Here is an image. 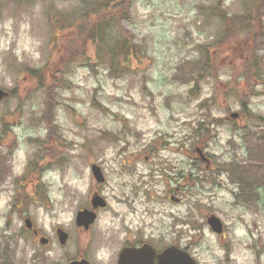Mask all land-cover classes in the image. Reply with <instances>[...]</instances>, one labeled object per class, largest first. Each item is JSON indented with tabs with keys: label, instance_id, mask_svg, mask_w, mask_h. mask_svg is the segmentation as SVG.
<instances>
[{
	"label": "rangeland",
	"instance_id": "1",
	"mask_svg": "<svg viewBox=\"0 0 264 264\" xmlns=\"http://www.w3.org/2000/svg\"><path fill=\"white\" fill-rule=\"evenodd\" d=\"M86 1L0 0V87L11 91L0 102V264H38L22 213L50 238L55 226L68 232L53 244L56 264L80 254L107 262L90 236L122 218L148 223L160 246L176 243L197 264H264V149L254 147L264 134L250 117H264V69L245 77L264 61V9L252 12L248 38L223 35L208 11L223 2L234 16L249 0H117L119 16L104 22L139 48L118 75L80 27ZM205 50L214 72L200 78ZM96 191L107 205L75 241L76 209Z\"/></svg>",
	"mask_w": 264,
	"mask_h": 264
},
{
	"label": "flooded vegetation",
	"instance_id": "2",
	"mask_svg": "<svg viewBox=\"0 0 264 264\" xmlns=\"http://www.w3.org/2000/svg\"><path fill=\"white\" fill-rule=\"evenodd\" d=\"M181 191V185H176L174 189L171 190L170 197L176 204L181 203V198L178 196ZM94 194L101 195L97 191L94 192ZM84 209H91L90 201L89 204L86 202L85 205L76 209L74 215L75 230L73 229L75 241L76 238H80L82 236V233H88L90 235L91 232H93V227L98 222V210L100 208L97 209V217L90 226L86 227L83 224L84 221H82V224H79L78 216L79 213ZM20 220L23 222L24 231L29 236V246L36 253L34 255V261H36L38 264H40L39 262L56 264V260L58 259L59 255L56 248L53 247V244H60L58 230L62 228L55 226L53 229L52 238H50L32 218L25 215L24 213L21 214ZM112 226L108 229L109 231L106 230L107 232L100 230L97 233L95 232V236H90V241H92L91 246L93 245L92 247H95L97 244L98 247L109 252L107 262H104L99 257H90L89 259L88 256L80 254L75 255L73 258L68 260L67 264H69L71 261L82 259L87 260L89 264H158V256L161 255V253L166 248H180V246L173 242L167 244V246L164 247L160 246L158 244L160 242L157 238V235L151 230L146 229L148 223H144L143 226L140 224L136 225L133 220L122 218V220H120L118 223L117 229L113 228ZM178 233H181V231H178ZM68 240L69 234L67 241ZM36 247L38 250L35 249Z\"/></svg>",
	"mask_w": 264,
	"mask_h": 264
},
{
	"label": "trees",
	"instance_id": "3",
	"mask_svg": "<svg viewBox=\"0 0 264 264\" xmlns=\"http://www.w3.org/2000/svg\"><path fill=\"white\" fill-rule=\"evenodd\" d=\"M117 0H88L83 4L84 13L81 16L83 26V32H89V36L98 39L95 44L97 45V51L100 53L104 51V54L109 56V60H105L110 64V69L116 72L118 75H124L125 72L131 67L130 65L135 61L138 62V54L139 51L138 45L134 43V39L130 37L128 33H120L113 34V28L111 25V21L106 25L105 14H109L112 17H118L119 13L116 11ZM249 6L244 12L241 14H237L234 16H227L223 11V2H219L217 6L210 8L208 11L211 15L210 18L217 20L220 23L221 33L223 35H231L235 36L237 34H246L248 38L252 37L253 29L250 27L251 22V14L254 10L264 9V0H249ZM110 8V10H109ZM108 16V18L110 17ZM89 17L92 20H89ZM92 24V27H88V25ZM89 28H93L90 30ZM216 43L213 44L215 46ZM202 59L200 60V64L197 65L198 62L194 63V67H196L200 71V78H205L206 74L213 75L214 68L212 62L209 58V51L205 50ZM117 56L120 58L125 57V61L128 65H122L121 61L117 59ZM252 61V58L249 60ZM264 69V61L263 59H255V62L250 67V73L246 74V79H259L261 77V72ZM36 75H40V72H35ZM194 80L197 77L193 78ZM250 115V114H249ZM251 119L254 123H257L263 131L264 134V117L256 114L250 115ZM211 123L210 121L205 122ZM204 125H201V129ZM250 137V139L254 138ZM260 144H263L260 146ZM254 147L263 150L264 149V135L262 143L256 142ZM247 170L245 173H247Z\"/></svg>",
	"mask_w": 264,
	"mask_h": 264
},
{
	"label": "water",
	"instance_id": "4",
	"mask_svg": "<svg viewBox=\"0 0 264 264\" xmlns=\"http://www.w3.org/2000/svg\"><path fill=\"white\" fill-rule=\"evenodd\" d=\"M9 97V92L0 88V102L4 99ZM230 117L233 119L239 118L238 112H233L230 114ZM198 151L201 154V157L204 159V156L202 154V151L198 149ZM92 173L94 177L96 178L97 182H103L104 176L102 174V170L99 165L93 164L91 166ZM92 204V210H83L79 213L78 216V223L82 224V221H84V225L87 227L90 223H92L96 218V212L95 209L98 207H105L106 201L99 195L92 196L91 199ZM207 223L210 227V229L217 233L221 234L223 232V224L219 217L212 214L208 217ZM59 233V239L62 244L66 242L67 239V233L63 230H58ZM70 264H88L87 261H73ZM158 264H196L195 260L185 251H182L180 249L169 247L165 251L161 253V255L158 256Z\"/></svg>",
	"mask_w": 264,
	"mask_h": 264
}]
</instances>
